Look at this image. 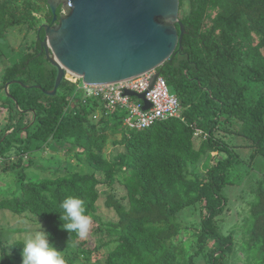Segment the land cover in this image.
<instances>
[{
    "label": "trees",
    "instance_id": "trees-1",
    "mask_svg": "<svg viewBox=\"0 0 264 264\" xmlns=\"http://www.w3.org/2000/svg\"><path fill=\"white\" fill-rule=\"evenodd\" d=\"M36 1L0 0V41L10 29L53 21L46 1L38 0L43 7ZM179 18L185 28L182 49L157 72L178 98L185 120L159 121L142 131L128 130L121 120L112 124L105 115L93 123L99 104L83 103L68 80L55 96L47 95L58 70L40 52L45 38L40 33L36 52L2 76L4 86L13 83L4 101L10 124L0 133V171L10 161L15 160L13 168L21 165L25 156L53 142L82 153L93 171L29 180L22 168L17 193L0 197V210L33 216L54 245L78 242L76 233L62 229L59 205L69 195L79 197L98 224L99 239L107 241L94 252L111 246L98 264H196L203 253H208L206 264H228L239 251L247 264H264V178L251 192L248 216L228 234L220 228L229 201L226 189L235 184L232 171L244 161L231 137L248 143L249 161L264 160V0H180ZM114 136L120 140L112 144L123 150L109 159L106 150ZM198 166L202 173L192 170ZM103 185L125 190L121 198L106 200L116 222L97 214ZM188 208L199 210L200 223L193 234L198 250L187 257L176 240L186 229L179 215ZM22 247L21 240L2 245L9 259L22 257ZM83 253L88 263L93 250Z\"/></svg>",
    "mask_w": 264,
    "mask_h": 264
},
{
    "label": "water",
    "instance_id": "water-1",
    "mask_svg": "<svg viewBox=\"0 0 264 264\" xmlns=\"http://www.w3.org/2000/svg\"><path fill=\"white\" fill-rule=\"evenodd\" d=\"M45 1L56 24L42 26L45 38L40 45L58 70L55 87L45 91L47 95L57 94L67 74L98 86L154 72L151 90L161 76L157 70L177 48L182 49L185 28L179 18L180 0ZM59 8L62 12L57 15ZM11 83L6 85L8 94ZM147 93L126 92L142 100L144 110L151 107Z\"/></svg>",
    "mask_w": 264,
    "mask_h": 264
},
{
    "label": "rangeland",
    "instance_id": "rangeland-1",
    "mask_svg": "<svg viewBox=\"0 0 264 264\" xmlns=\"http://www.w3.org/2000/svg\"><path fill=\"white\" fill-rule=\"evenodd\" d=\"M38 6H44L41 1L35 2ZM34 4V3H33ZM24 8L23 1L20 3ZM35 14V13H34ZM40 15V13H39ZM43 17V14L41 15ZM37 29H30L28 24L22 25L14 29H10L6 37L0 41V133L7 129L9 120V107L4 106L5 100L8 97L6 92V86L3 84L2 76L14 62L20 61L21 57L27 54H33L36 52L37 44ZM67 74V78L70 80H76L71 78ZM77 82H81L78 79ZM11 86V85H10ZM103 112L97 110L91 121L93 123L98 122L103 117ZM112 124L117 121L110 120ZM121 129V127H120ZM120 140V136H114L109 140V144L106 150V157L109 159L114 158L118 153L122 152V148L114 146L113 140ZM229 140V137H227ZM231 144L233 143L235 151L238 152L243 158V162L236 164L233 169V176L235 177V184L229 186L226 189V195L228 197V207L225 212L223 219L224 222L220 223V228L223 229L224 234H228L231 230L232 225L239 223L243 218L249 214L250 203L253 202V192L258 183L264 178V160L261 158L249 161V156L252 152L248 143L239 139L231 137ZM197 143H200V139H196ZM198 148V147H197ZM65 143L53 142L49 147H44L40 152L33 151L30 155L24 157V161L21 165H17L13 168L12 163L14 161L7 162L6 165L0 171V197L6 195H12L17 190V184L19 183L21 171L24 168L26 177L29 180L41 177H53L62 175L63 172H79L88 173L92 172L93 169L86 162L85 157L82 153L75 151H68ZM214 157L218 156L217 153L213 154ZM214 162V161H213ZM205 161L203 162V164ZM8 166V170L4 168ZM197 172H201V167L198 166L193 168ZM101 177V176H100ZM100 199L97 203V214L105 222H116L118 221L117 214L114 210L106 207V200L109 195H116L117 197L123 196L125 190L122 186H116L108 188L107 186H99ZM17 193V192H16ZM189 209V208H188ZM185 210L184 214L179 215L180 221L184 224L185 228L179 237L177 243L184 245L186 256L192 255L198 250L197 238L193 236L199 230L200 223V212L198 209L190 208ZM184 212V211H183ZM101 219V220H102ZM102 220V221H103ZM98 224L92 221V226L89 231L87 238L79 239L78 242H60L54 245L57 250L62 251L66 264H98L102 261L109 251V247H102L100 253L94 252L95 248L102 246L107 241L99 239V235L95 232ZM41 224H38L33 216H17L6 210H0V264H22V257L18 259H9L3 253L2 245H9L14 240L24 241L29 233L37 228H40ZM45 231V225H42ZM241 236L238 235L237 239ZM84 243V246H80ZM88 250H93V253L87 254L88 263L85 262L86 254ZM236 253L235 256L229 258L228 264H247L243 254ZM208 253H203L195 259L196 264H206Z\"/></svg>",
    "mask_w": 264,
    "mask_h": 264
},
{
    "label": "built area",
    "instance_id": "built-area-1",
    "mask_svg": "<svg viewBox=\"0 0 264 264\" xmlns=\"http://www.w3.org/2000/svg\"><path fill=\"white\" fill-rule=\"evenodd\" d=\"M153 73L144 74L133 80L118 84L90 86L82 82H77L79 78L69 75L76 80H66L77 86L83 103L94 101L99 104L97 110H102L103 114L110 120H121L123 125L131 131H142L150 128L155 123L168 119H181L184 121L183 108L178 98L172 94L167 81L160 76L154 87L149 90ZM131 91L137 94L147 93L146 99L151 107L144 110V102L137 97L126 94ZM201 132L195 133V137H200Z\"/></svg>",
    "mask_w": 264,
    "mask_h": 264
},
{
    "label": "clouds",
    "instance_id": "clouds-1",
    "mask_svg": "<svg viewBox=\"0 0 264 264\" xmlns=\"http://www.w3.org/2000/svg\"><path fill=\"white\" fill-rule=\"evenodd\" d=\"M59 207L62 209L60 213L62 229L76 233L80 239L87 238L92 218L86 214L84 202L79 197L69 195ZM49 235L43 230L42 225L29 233L21 249L22 264H66L62 251L57 250L49 242Z\"/></svg>",
    "mask_w": 264,
    "mask_h": 264
},
{
    "label": "flooded vegetation",
    "instance_id": "flooded-vegetation-1",
    "mask_svg": "<svg viewBox=\"0 0 264 264\" xmlns=\"http://www.w3.org/2000/svg\"><path fill=\"white\" fill-rule=\"evenodd\" d=\"M61 12H62V8H61ZM61 14V13H60ZM56 24V22H50L49 24L48 23H46V22H44L43 24H41L39 27H38V29H37V41H38V35L40 36V33L43 31L44 32V29L42 28V26L43 25H50V26H54ZM42 28V29H41ZM44 36H45V32H44ZM41 46V45H40ZM41 53H44L43 51H42V48H41V51H40ZM45 54V53H44Z\"/></svg>",
    "mask_w": 264,
    "mask_h": 264
},
{
    "label": "bare ground",
    "instance_id": "bare-ground-1",
    "mask_svg": "<svg viewBox=\"0 0 264 264\" xmlns=\"http://www.w3.org/2000/svg\"><path fill=\"white\" fill-rule=\"evenodd\" d=\"M71 75V74H70Z\"/></svg>",
    "mask_w": 264,
    "mask_h": 264
},
{
    "label": "crops",
    "instance_id": "crops-1",
    "mask_svg": "<svg viewBox=\"0 0 264 264\" xmlns=\"http://www.w3.org/2000/svg\"><path fill=\"white\" fill-rule=\"evenodd\" d=\"M122 148V147H121Z\"/></svg>",
    "mask_w": 264,
    "mask_h": 264
}]
</instances>
